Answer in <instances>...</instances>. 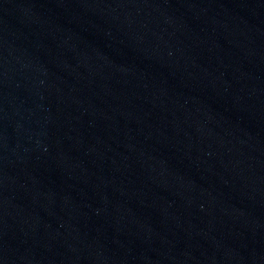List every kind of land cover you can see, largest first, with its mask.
<instances>
[{
  "label": "water",
  "instance_id": "95a60500",
  "mask_svg": "<svg viewBox=\"0 0 264 264\" xmlns=\"http://www.w3.org/2000/svg\"><path fill=\"white\" fill-rule=\"evenodd\" d=\"M0 264H264V0H0Z\"/></svg>",
  "mask_w": 264,
  "mask_h": 264
}]
</instances>
